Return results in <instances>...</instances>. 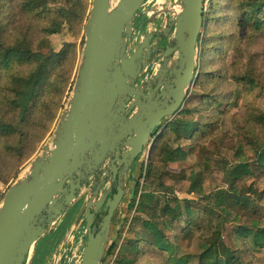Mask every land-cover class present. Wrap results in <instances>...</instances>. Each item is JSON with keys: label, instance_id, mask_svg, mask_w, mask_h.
I'll list each match as a JSON object with an SVG mask.
<instances>
[{"label": "rangeland", "instance_id": "rangeland-1", "mask_svg": "<svg viewBox=\"0 0 264 264\" xmlns=\"http://www.w3.org/2000/svg\"><path fill=\"white\" fill-rule=\"evenodd\" d=\"M119 1L112 0V7L116 8ZM50 2V8L55 13L54 19L47 24H55L60 30L58 34L46 37L41 33L44 24L37 17L21 13L13 0H3L2 3L0 20L5 25L6 36L10 40L28 33L38 51L44 54L65 53L67 58L52 77L55 88H52L46 112L38 111V114H33L30 121L22 125L21 137H0V209L9 188L29 175L32 163L42 156L45 146H52L55 130L63 112L68 108L82 64L86 27L93 0ZM230 2L231 0H209L206 23L211 6H215L216 10L222 7L223 14H231ZM68 5V14L58 12V8ZM182 7L184 0H147L143 10L154 9L155 16L161 14L160 17L157 16L159 23L163 19L173 23ZM144 17H140L138 23ZM206 26L198 45L195 83L181 110L167 121L158 134L170 131L166 143L173 149L181 148L184 155L179 156L173 165L154 164L156 173L149 178L148 164L145 165L144 162L147 158L149 162L156 138L149 142L128 178L127 196L112 225L107 246L109 253L102 264H118L123 258H135V264H172L171 261L198 264L203 245L211 242L225 225L234 228L242 225L264 232V168L256 163L257 151L264 145V33L253 35L247 31L244 35L245 29L238 31L234 26L233 15L227 23L222 19L212 21L208 31ZM146 28V32L148 29L151 33L155 32V25ZM236 35L240 37V41L242 37L243 41L238 46L241 58L234 74H240L252 65L262 81L261 89L249 94L233 81L234 74L230 72L236 63L231 41ZM207 37L209 41L205 45ZM176 58L177 56L174 64ZM56 110L58 112L52 121L51 117ZM0 113L8 122H20L19 113L11 110L4 100L2 103L0 101ZM181 118L193 122L196 130L176 143L171 130H175V122ZM163 155L167 154L164 152ZM238 165H250L251 172L233 180L227 174ZM135 190H139L137 195ZM141 192L153 194L155 203H159V206L153 204L149 213L137 212ZM220 192L237 194L242 196L243 201L237 204V208L226 207L228 212L223 213L225 206L215 198ZM166 200L171 202L172 208L179 209L174 214L179 216L176 220L164 214L162 208ZM191 219L205 222L201 227L189 230L188 220ZM63 220L64 217L56 228ZM77 220L75 215L69 227L71 229L66 232L56 251L50 253L52 245L49 252L46 251V258L42 254L34 264H52L57 252L65 263L79 264L88 240L87 225L83 220L77 224ZM145 222L158 223L169 241L174 246L176 244L175 251L168 255L140 243L141 250L137 256L129 252L125 254L123 249L127 246L126 235L129 230L137 233L142 243L150 239L149 234L143 232ZM185 228L187 233L183 231ZM52 238L48 236L41 242L47 243ZM235 241L244 264H264V247L258 249L250 239L244 237L236 238ZM34 255L35 252L31 255V263Z\"/></svg>", "mask_w": 264, "mask_h": 264}, {"label": "water", "instance_id": "water-1", "mask_svg": "<svg viewBox=\"0 0 264 264\" xmlns=\"http://www.w3.org/2000/svg\"><path fill=\"white\" fill-rule=\"evenodd\" d=\"M147 0H93L86 27L82 64L68 108L63 112L52 146L32 163L29 175L9 188L0 209V264H31L37 244L56 229L71 211L85 180L117 152L114 176H121L138 160L166 118L185 104L197 76V46L206 26L208 0H184L172 23L174 46L168 58L147 83V94L135 83L149 64L154 34L148 31L135 50V22L142 13L156 19L155 10H143ZM178 12V11H177ZM153 15V16H152ZM177 54L172 67L170 57ZM144 63V65H143ZM169 74V76H168ZM166 80V82H164ZM159 82L152 90V83ZM121 148L127 149L121 153ZM108 174V173H107ZM124 184L106 206V215L95 225V216L107 201H90L87 210L88 241L79 264H102L114 216L125 195ZM98 196V192L95 197ZM95 208L92 212V208Z\"/></svg>", "mask_w": 264, "mask_h": 264}, {"label": "trees", "instance_id": "trees-1", "mask_svg": "<svg viewBox=\"0 0 264 264\" xmlns=\"http://www.w3.org/2000/svg\"><path fill=\"white\" fill-rule=\"evenodd\" d=\"M18 8L23 14H33L44 24V28L41 29V33L46 37L52 34H58L60 28L51 24H47L48 21L53 20V10L50 8V0H13ZM3 0H0V16ZM71 3V1H70ZM231 14L227 12L223 14L222 7L217 8L211 6L210 16L207 20V25L210 27L212 21H218L222 19L224 23L233 15L234 26L238 29H245L247 34L255 35L257 33H264V0H231L230 2ZM68 6H62L58 8V12H65L68 14ZM216 10V11H215ZM57 12V11H56ZM139 20V19H138ZM137 21V19H136ZM207 27V31L209 27ZM146 32V28H144ZM141 31V26L138 28L137 32ZM249 39V37L247 38ZM246 39V40H247ZM209 37L205 38V45L208 44ZM232 41V51L236 56V63L233 66L231 73H236L238 61H240L241 54L239 51V43L242 42V37L234 36ZM248 41V40H247ZM67 56L65 53H53L44 54L38 51L34 47L33 39L30 35L24 34L21 37L10 40L6 36L5 25L0 20V101L4 100V103L14 112L19 113L20 122L12 123L8 122L6 119L1 117L0 113V137H10L15 136L21 137L23 133L22 125L30 121V117L41 112H46L48 109V99L51 98L52 88L54 90L55 84L52 77L55 75L56 70L59 69L63 62L66 61ZM202 78V77H201ZM200 79V78H199ZM233 81L242 86L247 93H251L256 89H261L262 84L260 78L256 75L255 69L252 65L246 68V71L240 74L233 75ZM198 81V80H197ZM200 82V80H199ZM189 93V92H188ZM3 99V100H2ZM59 110V107L57 108ZM54 111L51 117H55L58 111ZM51 121V122H52ZM196 130L195 124L188 121L186 118H181L175 122V130H171L175 136L174 140L176 143L180 141L183 137L188 136V134ZM168 136H170V131L162 132L159 136L156 134L154 148L152 155L149 158L147 165V177H151L156 173V168L154 164L166 163L173 165L179 159V156L184 155L181 152V148L173 149L170 145L166 143ZM11 148V147H10ZM12 149V148H11ZM164 152L167 155H163ZM256 163L264 168V145L257 151ZM228 172V171H227ZM250 165H238L233 170H231L227 175H231L233 180H237L243 175L250 173ZM194 193L195 190H192ZM136 195L139 190H135ZM139 203L137 207V212L149 213L152 210L153 204L157 207L159 203H155V196L147 192H141L139 195ZM215 198L223 203L225 206L222 209L223 213L228 212L226 207L237 208V204L243 201L242 196L237 194L229 195L227 192H220L216 194ZM170 201L166 200L163 209L164 214L171 216L174 220L179 216L174 214L179 211L172 208ZM118 214V213H117ZM114 216L113 223L116 221V216ZM73 214H68L64 217V220L60 225L53 231L48 233L42 240H46V237H53L51 240L46 242H39L35 249V255L33 257L32 263L34 264L36 259L44 254L46 258V251L49 252L53 245V249L50 253L56 251L57 246L63 241L66 232L68 231L70 224L72 222ZM191 228H199L205 222L200 219L188 220ZM86 226V223H84ZM164 225V224H163ZM185 233L186 228L183 230ZM87 232V231H86ZM143 232L149 234L150 239L142 243V240L138 239L137 233L133 230L127 232V246L123 249V252L127 254L136 255L140 252V243L145 245V247H150L155 251L165 252L170 255L175 251V246L169 241L164 230H162L158 223L156 222H145L143 226ZM248 238L260 249L264 247V232H261L253 227L238 226L234 228L231 225H225L223 229L218 231L211 242H206L199 255L198 264H244L241 258L240 251L237 247L236 238ZM88 240V236H87ZM46 243V244H45ZM49 243V244H48ZM87 244V242H86ZM85 244V246H86ZM47 246V247H46ZM108 251V250H107ZM52 253V254H53ZM83 253V251H82ZM109 253V252H108ZM108 253L106 252L103 262L106 260ZM81 261V259H80ZM79 261V263H80ZM136 259H126L118 261V264H135ZM172 264H181L171 261ZM62 264H67L63 261Z\"/></svg>", "mask_w": 264, "mask_h": 264}, {"label": "flooded vegetation", "instance_id": "flooded-vegetation-1", "mask_svg": "<svg viewBox=\"0 0 264 264\" xmlns=\"http://www.w3.org/2000/svg\"><path fill=\"white\" fill-rule=\"evenodd\" d=\"M142 16H145V17L142 19V21L140 23H138L139 20L142 18ZM140 17H139V20L137 18V21L135 22V29L136 30H135V34H134L133 41H132V50H135L137 48L141 39L146 34L144 28L148 27L149 25H153V26L155 25V28H154L155 32H153L154 38L151 42L152 52L147 57V59L145 61L146 63L149 64V66L145 70L142 71V75L139 77L138 81L135 83L136 86H138L141 83H144L143 84L144 86L141 89L144 90L147 94V89H148L147 83L149 82V80H151L154 77V75L157 72H159L161 70L163 62L168 58L167 56H165L164 52L167 50L168 47L175 45V42L173 40L175 28H174L172 23L167 22V20L164 21V19L161 20V23H159L158 17H160V16H158L153 21V23L150 22L151 17L148 15V13H142ZM140 26H141L142 32L141 31L137 32V30ZM176 56H177V54H173L170 57L171 60L168 63L169 68L172 67V64H173L172 60ZM143 65H144V63H143ZM168 76H169V74H168ZM164 82H166V80ZM158 83H159L158 81L152 83V90L153 91L157 88ZM169 119L170 118L164 119L161 127L159 129H157V131L155 132V135L159 134L160 130L163 128V126L167 123V121ZM153 138H155V137H153ZM146 147H145V149H146ZM145 149H144L143 153L145 152ZM126 150L127 149L121 148L120 151H121V153H124ZM142 154H141V156H142ZM116 156H117V152L111 154L105 160V162L101 165V167H99V169L95 172V174L83 182L82 188L77 194V199L74 203L73 208L71 209L70 212L65 214V216H67L68 214H73L72 216L75 217V215H76V219H77L81 215V212H82L84 206H86L90 201H94L95 203H98V201L101 199V196L106 194L107 201L105 202L103 207L100 209V211L95 216V225L99 226L102 219L106 215L105 209H106L108 201L118 193V189H119V187H121V184L123 183L124 186L123 185L122 186H123V189L125 191V195H124V199H123L122 203L119 206V209H120L121 205L124 203L126 196H127L128 178H129L131 172L133 171L134 167L136 166V164H137V162L141 156L138 158V160L135 162V164L127 172H125V174L122 176H121V170L122 169H121V167H119V164H117L119 171H118L117 175L114 176V172H113L111 164H112V161L115 160ZM97 192H98V196L95 197V194ZM95 208L94 207L92 208V212H94ZM118 210H117L116 214L118 213ZM86 217H87V210H85L82 213V217L80 219V222H82V220H83L86 223ZM98 220H100V221L98 222Z\"/></svg>", "mask_w": 264, "mask_h": 264}, {"label": "built area", "instance_id": "built-area-1", "mask_svg": "<svg viewBox=\"0 0 264 264\" xmlns=\"http://www.w3.org/2000/svg\"><path fill=\"white\" fill-rule=\"evenodd\" d=\"M208 1H209V0H208ZM207 4H208V3H207ZM206 9H207V7H206ZM148 15L150 16V13H148ZM144 153H145V152H144ZM144 153H143V154H144ZM143 154H142V156H143ZM144 163H145V165L148 164V158H147V160H146ZM62 262H63V259H62L61 256L58 255V252H57V253L55 254L53 260H52V264H62Z\"/></svg>", "mask_w": 264, "mask_h": 264}, {"label": "bare ground", "instance_id": "bare-ground-1", "mask_svg": "<svg viewBox=\"0 0 264 264\" xmlns=\"http://www.w3.org/2000/svg\"><path fill=\"white\" fill-rule=\"evenodd\" d=\"M119 1V0H118ZM198 49H199V46H197V58H198ZM196 76V72H194V74H193V78Z\"/></svg>", "mask_w": 264, "mask_h": 264}, {"label": "crops", "instance_id": "crops-1", "mask_svg": "<svg viewBox=\"0 0 264 264\" xmlns=\"http://www.w3.org/2000/svg\"><path fill=\"white\" fill-rule=\"evenodd\" d=\"M73 228V227H72ZM71 228L68 229V231L70 230ZM50 264V263H49Z\"/></svg>", "mask_w": 264, "mask_h": 264}]
</instances>
